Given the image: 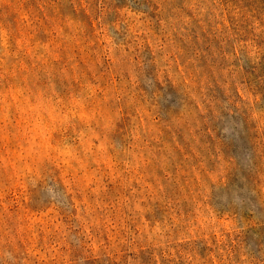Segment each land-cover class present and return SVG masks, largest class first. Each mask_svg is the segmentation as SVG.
I'll use <instances>...</instances> for the list:
<instances>
[{"label": "rangeland", "instance_id": "1", "mask_svg": "<svg viewBox=\"0 0 264 264\" xmlns=\"http://www.w3.org/2000/svg\"><path fill=\"white\" fill-rule=\"evenodd\" d=\"M0 264H264V0H0Z\"/></svg>", "mask_w": 264, "mask_h": 264}]
</instances>
